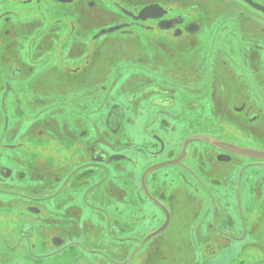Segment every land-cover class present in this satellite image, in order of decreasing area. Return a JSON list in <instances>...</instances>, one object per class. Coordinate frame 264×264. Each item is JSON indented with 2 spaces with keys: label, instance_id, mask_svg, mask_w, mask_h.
I'll return each mask as SVG.
<instances>
[{
  "label": "flooded vegetation",
  "instance_id": "1",
  "mask_svg": "<svg viewBox=\"0 0 264 264\" xmlns=\"http://www.w3.org/2000/svg\"><path fill=\"white\" fill-rule=\"evenodd\" d=\"M210 1L0 0V264H264V0Z\"/></svg>",
  "mask_w": 264,
  "mask_h": 264
},
{
  "label": "rangeland",
  "instance_id": "2",
  "mask_svg": "<svg viewBox=\"0 0 264 264\" xmlns=\"http://www.w3.org/2000/svg\"><path fill=\"white\" fill-rule=\"evenodd\" d=\"M217 3H218V0H211L210 3H209V8L214 9V7L217 6ZM233 253H234V251H232L231 254H230L232 256L229 255L230 258L235 256V255H233Z\"/></svg>",
  "mask_w": 264,
  "mask_h": 264
},
{
  "label": "water",
  "instance_id": "3",
  "mask_svg": "<svg viewBox=\"0 0 264 264\" xmlns=\"http://www.w3.org/2000/svg\"><path fill=\"white\" fill-rule=\"evenodd\" d=\"M116 30L115 29H109V30H106L105 33H112V32H115Z\"/></svg>",
  "mask_w": 264,
  "mask_h": 264
}]
</instances>
